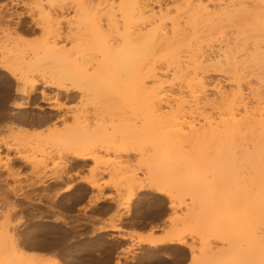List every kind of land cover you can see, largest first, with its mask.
Instances as JSON below:
<instances>
[{
    "label": "rangeland",
    "instance_id": "374dc122",
    "mask_svg": "<svg viewBox=\"0 0 264 264\" xmlns=\"http://www.w3.org/2000/svg\"><path fill=\"white\" fill-rule=\"evenodd\" d=\"M9 7L10 0H0L1 27L11 38L0 39V60L7 54L30 58L38 53L58 63L44 61L41 72L19 70L17 79L0 69V264H12L11 242L21 252L78 264L84 255L78 256V244L89 235L88 222L113 209L111 234L126 227L150 229L158 238L174 234L184 244L151 246L137 244L134 233L128 241L102 234L95 238L101 258L121 249L117 264H191L190 246L196 256L192 264H225L227 257L231 264L246 262L251 249L256 251L254 241L237 233L242 220L225 222L224 207L215 199L223 192L221 173L195 161L190 144L177 137L189 130L190 119L161 118L136 106L126 79L95 75L78 80V18L72 9L51 14L53 28L62 32L54 40L31 21L45 23L44 13L27 16L26 10ZM101 12L102 6L89 11L83 24L104 22ZM20 13L25 16L17 20ZM102 30L107 38L114 36V26ZM20 38L18 44L12 41ZM100 49L98 42L90 46L86 63L98 59ZM58 68L67 78L71 73L73 90L44 87L43 81L64 82L51 79ZM19 75L26 76L25 84ZM34 82L38 85L28 95ZM18 129L21 137L15 135ZM77 153L89 159L80 160ZM225 240L230 244L226 250ZM87 250L88 256L95 254L94 248ZM251 259L255 262V255Z\"/></svg>",
    "mask_w": 264,
    "mask_h": 264
},
{
    "label": "bare ground",
    "instance_id": "6f19581e",
    "mask_svg": "<svg viewBox=\"0 0 264 264\" xmlns=\"http://www.w3.org/2000/svg\"><path fill=\"white\" fill-rule=\"evenodd\" d=\"M101 6L104 22L99 18L90 27L83 24L85 14ZM17 8L26 10L27 16L44 13L45 23L31 21L51 32L54 40L60 39L62 32L53 28L52 15L72 9L78 18L74 26L78 80L95 75L126 79L136 95V106L161 118L190 119L189 130L177 137L190 144L195 161L202 160L210 171L221 173L223 192L215 199L224 207L225 222L242 220L237 233L254 241L256 251L252 248L251 257L242 264H264V0H10L9 9ZM25 15L18 14L17 20ZM4 21L0 15V33ZM103 25L114 26L113 37L107 38ZM1 38L11 40L7 33ZM12 41L18 44L21 38ZM97 42L99 58L86 63L90 46ZM18 56L2 55L0 60V69L12 79H17L22 69L41 72L46 60L58 63L38 53L30 58ZM51 74L55 77L51 79L64 82L43 81L44 87L55 84L65 92L75 88L71 73L67 78V72L58 68ZM18 79L25 84V75ZM37 85L31 84L28 95ZM41 96L44 100L43 93ZM22 132L18 129L15 135L21 137ZM129 153L132 151L124 154ZM75 157L89 159L78 153ZM129 235V239L135 236ZM135 238L137 244L151 246L184 244L174 234ZM226 242L225 250L230 246ZM10 246L9 263L60 264L53 258L21 252L13 242ZM188 249L192 264L196 256L190 246ZM231 263L227 257L225 264Z\"/></svg>",
    "mask_w": 264,
    "mask_h": 264
},
{
    "label": "crops",
    "instance_id": "0c3cea01",
    "mask_svg": "<svg viewBox=\"0 0 264 264\" xmlns=\"http://www.w3.org/2000/svg\"><path fill=\"white\" fill-rule=\"evenodd\" d=\"M90 198L88 197V199H86L84 204V207H86L85 205H87V203H89ZM115 209H113L111 211V213L106 214L102 217H99L96 221H90L88 222V233L89 235L87 236L86 239H84L85 241L82 242L81 244H78V256L81 255V253L84 255H82V257L78 258V264H117L118 262V258H120L122 256V254H124V252L121 249L118 250H113L110 259H104L99 257V253H98V246L96 244V240L95 238L98 235H102V234H111V229L108 226L109 220L112 219L113 215H115ZM120 213V212H117ZM79 224H85V222H78V226ZM83 230L82 228H78V231ZM137 234L141 237H158V234H154L150 232V229H145L144 231H139L136 230L132 227H126L121 229V231L113 233L111 235H113L115 238H117L118 240H126L128 241V237L130 236L129 234ZM86 237V236H85ZM79 237V240L80 241ZM83 239V238H82ZM79 243V242H78ZM89 246V247H88ZM93 248L95 249V254L92 255L90 254L89 256L88 254V250L89 253H92L90 251H93ZM87 255V256H86ZM121 264V263H120Z\"/></svg>",
    "mask_w": 264,
    "mask_h": 264
}]
</instances>
